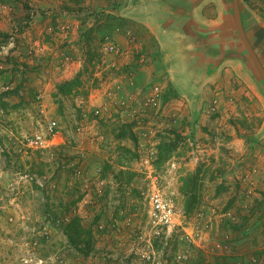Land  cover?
<instances>
[{"label":"rangeland","instance_id":"obj_1","mask_svg":"<svg viewBox=\"0 0 264 264\" xmlns=\"http://www.w3.org/2000/svg\"><path fill=\"white\" fill-rule=\"evenodd\" d=\"M138 1L0 0V264H264V98L248 78L198 102L165 48L184 105L158 118L138 99L135 116L122 115V77L164 65L155 40L126 18ZM59 12L80 24L69 37L31 28L35 15L56 25ZM111 39L122 53L104 48ZM45 60L79 62L80 86L44 93L35 80ZM164 96V106L176 97ZM47 120L60 127L56 145L26 149ZM154 177L176 211L170 227L149 216ZM242 229L251 247L233 239Z\"/></svg>","mask_w":264,"mask_h":264},{"label":"crops","instance_id":"obj_2","mask_svg":"<svg viewBox=\"0 0 264 264\" xmlns=\"http://www.w3.org/2000/svg\"><path fill=\"white\" fill-rule=\"evenodd\" d=\"M239 1L244 9L243 13L249 17L253 26L255 25L256 28L263 30L261 37H264V12L259 10L254 0ZM229 3L230 0L138 1L135 8L127 13L126 18L132 24H138L148 37L155 40V47H158L157 50L160 51H158L160 53L158 55L161 56L164 65L160 67L159 75H155L156 65L153 63V66H155L153 72L155 73L149 74V70L141 69L136 75L122 77V83L119 85L121 88H119L117 96L122 115L127 116V118L135 116L137 105H133V103L140 98V91L145 87L148 80L152 83H159L165 88V93L171 92L176 95L164 106V116L174 114L176 110L181 109L180 107L184 105L183 101H179L180 96L175 91L171 77L168 75V58L161 54V49L170 48L172 56L174 55L180 60L181 71L186 74L185 79L189 82L190 90L195 91L198 102H208L215 89H221L222 87L225 89L234 88V83L232 86L230 84L231 81L236 80L238 83H247L248 78L252 80V74L246 69L247 67L232 56V52L229 53L236 41L226 9L229 7ZM262 8L264 9V4H262ZM35 16L37 19L32 23L33 27L31 28L35 29L34 32L38 34L43 30L46 31L52 40H55L56 36L60 38H62L61 36L69 37L76 32V29L80 28V24L76 19H71L73 16L66 12L58 13L55 17L56 25L55 22L47 21L46 16ZM160 35L167 40L161 39ZM40 43L46 49L53 45L51 43L50 46L47 43ZM255 46L258 48L257 50H260V56L264 61V41L255 44ZM53 50V47L51 50L49 49V51ZM37 51L42 54V49L39 47ZM38 62L36 61V63ZM43 64L46 66H42L41 73L46 72V77H37L35 85L40 87V90H43L44 93L52 92L55 84L71 79L79 71L80 66V63L76 62L64 69H62V65L60 66L62 68L59 69V66L56 67L52 62L48 63L46 60ZM54 67L57 71L54 70ZM68 67L71 70H66ZM89 110H91V107ZM100 110L102 112V109ZM182 111L184 110L182 109ZM251 233L252 230L242 229L232 237L233 239L239 238L235 240L236 242H247V245L251 247L254 240L249 236Z\"/></svg>","mask_w":264,"mask_h":264},{"label":"built area","instance_id":"obj_3","mask_svg":"<svg viewBox=\"0 0 264 264\" xmlns=\"http://www.w3.org/2000/svg\"><path fill=\"white\" fill-rule=\"evenodd\" d=\"M104 48L109 52L118 53L120 51L122 53L119 46L112 39L107 41ZM164 94V87L157 82L151 83L143 91H140L142 96L139 100L143 99L141 108L144 110V108L149 107L154 117L161 118L164 114ZM36 98L38 101L41 99L39 95ZM100 111V109H94L95 114H99ZM59 128L55 120L45 121L39 129H35L33 133L24 137V147L29 150L44 151L55 146V140L60 133ZM80 129V126L76 127V131H80ZM155 180L154 177L148 191L149 216L153 224L170 227L176 220V211L171 201L157 187ZM186 239L189 241L190 238L186 236Z\"/></svg>","mask_w":264,"mask_h":264},{"label":"water","instance_id":"obj_4","mask_svg":"<svg viewBox=\"0 0 264 264\" xmlns=\"http://www.w3.org/2000/svg\"><path fill=\"white\" fill-rule=\"evenodd\" d=\"M226 9L236 38L235 45L229 53L232 52V56L247 67L264 98V61L260 56V50H257L255 46L264 41V37H261L263 30L253 26L249 17L243 13L244 9L239 0H230L229 7Z\"/></svg>","mask_w":264,"mask_h":264},{"label":"trees","instance_id":"obj_5","mask_svg":"<svg viewBox=\"0 0 264 264\" xmlns=\"http://www.w3.org/2000/svg\"><path fill=\"white\" fill-rule=\"evenodd\" d=\"M80 84H81V81L79 79V74H78V75H76L75 77H73V78H71L69 80H65L62 83L57 84L56 85V94L59 95V96L60 95L63 96V95L71 94L73 92L74 87H76V86L78 87V86H80ZM74 226H75L74 227V232L72 231V233H76L77 236L80 237L81 236V230H82L81 226L78 223H74ZM72 233H70V234H72ZM83 234L86 237L84 239V243L89 244L90 243L89 231L84 230ZM77 236L76 235H75V237L70 236V242H72V244L75 247H78V244L80 242L79 240H76Z\"/></svg>","mask_w":264,"mask_h":264}]
</instances>
